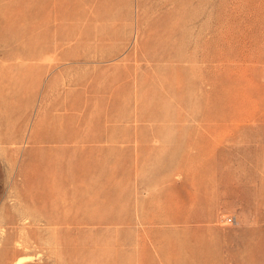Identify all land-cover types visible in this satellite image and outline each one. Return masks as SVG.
<instances>
[{"label": "rangeland", "instance_id": "obj_1", "mask_svg": "<svg viewBox=\"0 0 264 264\" xmlns=\"http://www.w3.org/2000/svg\"><path fill=\"white\" fill-rule=\"evenodd\" d=\"M21 257L264 264V0H0V264Z\"/></svg>", "mask_w": 264, "mask_h": 264}, {"label": "bare ground", "instance_id": "obj_2", "mask_svg": "<svg viewBox=\"0 0 264 264\" xmlns=\"http://www.w3.org/2000/svg\"><path fill=\"white\" fill-rule=\"evenodd\" d=\"M24 261H25V257H21L18 260H16L14 264H22Z\"/></svg>", "mask_w": 264, "mask_h": 264}, {"label": "built area", "instance_id": "obj_3", "mask_svg": "<svg viewBox=\"0 0 264 264\" xmlns=\"http://www.w3.org/2000/svg\"><path fill=\"white\" fill-rule=\"evenodd\" d=\"M230 221H231V219H230Z\"/></svg>", "mask_w": 264, "mask_h": 264}]
</instances>
